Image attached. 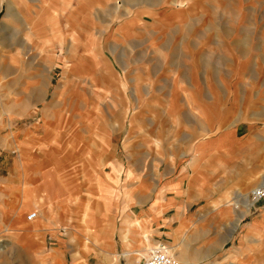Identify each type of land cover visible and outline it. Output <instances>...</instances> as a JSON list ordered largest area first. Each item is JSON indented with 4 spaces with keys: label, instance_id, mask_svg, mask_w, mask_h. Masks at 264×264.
Segmentation results:
<instances>
[{
    "label": "rangeland",
    "instance_id": "rangeland-1",
    "mask_svg": "<svg viewBox=\"0 0 264 264\" xmlns=\"http://www.w3.org/2000/svg\"><path fill=\"white\" fill-rule=\"evenodd\" d=\"M52 2L0 0V264H141L158 242L133 243L135 207L170 202L182 168L191 197L195 148L230 151L232 130L249 144L201 168L188 244L163 242L176 264H225V238L191 250L207 229L236 235L241 212L264 225V0ZM207 201L226 203L212 228ZM260 240L249 264H264V228Z\"/></svg>",
    "mask_w": 264,
    "mask_h": 264
},
{
    "label": "crops",
    "instance_id": "crops-1",
    "mask_svg": "<svg viewBox=\"0 0 264 264\" xmlns=\"http://www.w3.org/2000/svg\"><path fill=\"white\" fill-rule=\"evenodd\" d=\"M231 133H228L229 135L225 138L230 139V143L232 144V148L230 151L226 150L225 146L223 145V141L221 140H214L211 141V144H201L197 148H195V156L194 161L191 162V170L189 171V175H191V178L189 179V182L192 185L193 194L188 199H180V190H182L179 185L182 180L185 178V168L180 169L179 175L170 182H167L165 184V191H171L174 192V195L171 196L173 199L168 202L164 199V202H155L154 199H150L147 205H143L142 207L136 206L133 215L135 216L132 219H127L132 225L131 227V233L134 236L133 243L136 245V247L142 248V250H145V243L153 244L154 242H167L172 244L170 247L171 249L180 248L182 245L188 244L186 241V230L185 228L187 225L194 224L196 222H199L201 219L194 218L193 214L191 213L190 209L192 207V204L200 200L202 198H206L205 195H203V188L205 186V178L201 174V168L202 167H208V159L212 158L213 160L219 158V155L222 154V156L227 155L228 158L233 159L231 156L233 153L240 148L241 145H248L249 142L247 141H241L238 142L233 137V132L230 130ZM222 137V136H221ZM219 137V138H221ZM220 143L219 146L218 143ZM251 142V141H250ZM200 147V150H199ZM205 147V149H203ZM223 158V157H221ZM213 165H216V162H212ZM175 167L173 165H170V170L173 171ZM193 176V177H192ZM195 176V177H194ZM178 181V182H176ZM242 184V183H241ZM240 184V185H241ZM244 185V184H243ZM246 187V186H245ZM241 192L236 194V197L242 198L240 196ZM244 197L247 196V194H242ZM166 201V202H165ZM229 202V201H228ZM254 201L249 200V207L252 205ZM208 201L206 202V212L203 215V218H205L206 222L210 223V228L213 226V222L219 220V215L217 214V209L220 206H224L226 203L218 204L217 206L211 205L209 206L210 210L208 209ZM245 204H241L240 202H235L231 209L228 212V215L223 218L221 221L224 225L233 224V220L236 218V214L241 211L240 207H244ZM237 207V208H236ZM173 209V212L171 214H168L170 210ZM109 215H112V212L109 213ZM241 212L240 213V219L237 221L238 223H241V229L240 231L234 235V231L230 232L226 230L224 233L217 232L214 233L213 231H205L204 239H205V247H195V250H191L192 253H194V257L198 258L199 254H210L209 250L212 249L213 246V239L216 238H225L227 249L224 252L222 256V260L225 264H247L250 263V245L252 246L253 251L258 248L259 242L261 241V230L264 228L263 226H254L252 230H249L250 224H253L252 219L254 217H257L258 215H255L251 217L250 219L243 221L244 215ZM242 216V217H241ZM111 217V216H110ZM135 219H138L140 221L141 227L138 226L136 222H134ZM110 221V222H109ZM113 220L108 219L109 224L113 223ZM243 221V222H242ZM254 225V224H253ZM122 230L125 229V227H121ZM130 234V233H129ZM145 234V235H144ZM198 237V236H197ZM233 239L232 245H228V240ZM114 241V247L113 250L115 251L117 249L118 243L113 239ZM124 244V243H123ZM225 245V244H224ZM124 247L125 244H124ZM223 247V246H221ZM204 252V253H203ZM191 253V254H192ZM145 254V253H144ZM114 260H117L119 258V255L117 253H114ZM123 255H127V253H123ZM178 256H182L180 252H177ZM209 255V256H210ZM254 257V253L252 254ZM252 257V258H253ZM198 260V259H197ZM257 262V260H256ZM134 264V263H130ZM256 264V263H253Z\"/></svg>",
    "mask_w": 264,
    "mask_h": 264
},
{
    "label": "built area",
    "instance_id": "built-area-1",
    "mask_svg": "<svg viewBox=\"0 0 264 264\" xmlns=\"http://www.w3.org/2000/svg\"><path fill=\"white\" fill-rule=\"evenodd\" d=\"M255 200L264 202V191L256 190L252 193ZM32 215H27V220H32ZM170 249L166 244L160 242L152 248H149L146 257L142 258L141 264H176L173 254L169 251Z\"/></svg>",
    "mask_w": 264,
    "mask_h": 264
},
{
    "label": "bare ground",
    "instance_id": "bare-ground-1",
    "mask_svg": "<svg viewBox=\"0 0 264 264\" xmlns=\"http://www.w3.org/2000/svg\"><path fill=\"white\" fill-rule=\"evenodd\" d=\"M31 2L32 1H36V2H40V5H38L40 8H41V11H47L49 10L50 8H54L56 7L55 3L52 2V0H30ZM62 4H64V2H61ZM37 6V5H36ZM264 188V187H263ZM258 190L257 189H254L253 190V193ZM260 190H263V189H260ZM264 191V190H263ZM245 198H247V196H245ZM175 258V257H174Z\"/></svg>",
    "mask_w": 264,
    "mask_h": 264
}]
</instances>
